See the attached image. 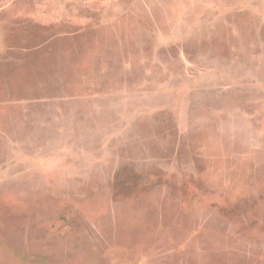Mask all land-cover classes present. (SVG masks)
Instances as JSON below:
<instances>
[{"label":"rangeland","instance_id":"1","mask_svg":"<svg viewBox=\"0 0 264 264\" xmlns=\"http://www.w3.org/2000/svg\"><path fill=\"white\" fill-rule=\"evenodd\" d=\"M0 264H264V0H0Z\"/></svg>","mask_w":264,"mask_h":264}]
</instances>
